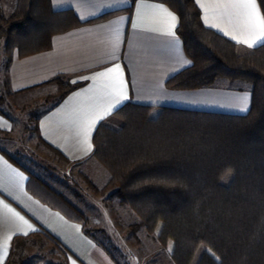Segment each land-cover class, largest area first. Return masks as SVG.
<instances>
[{"label": "trees", "instance_id": "trees-1", "mask_svg": "<svg viewBox=\"0 0 264 264\" xmlns=\"http://www.w3.org/2000/svg\"><path fill=\"white\" fill-rule=\"evenodd\" d=\"M155 1L179 16L177 32L192 60L190 67L167 80L166 87L187 90L220 79L243 80L251 86V108L238 115L162 107L153 116V106L130 102L112 115L121 126L100 123L93 138L94 156L108 169L115 193L140 224L153 234L161 223L157 239L164 248L174 242V264H192L202 245L206 249L197 264H264V43L246 48L207 28L196 0ZM258 1L264 13V0ZM88 22L72 9L54 10L51 0H17L11 14L0 6L7 71L16 50L20 57L47 51L56 34ZM48 83L57 86L53 104L82 85L63 76ZM6 84L9 88V76ZM44 111L36 118L38 137L68 161L40 134ZM0 114L8 117L1 107ZM0 151L26 170L6 150ZM29 182L39 199L86 225L84 212L68 199L32 174ZM20 245L16 238L5 264H26L29 257L21 256Z\"/></svg>", "mask_w": 264, "mask_h": 264}, {"label": "crops", "instance_id": "crops-1", "mask_svg": "<svg viewBox=\"0 0 264 264\" xmlns=\"http://www.w3.org/2000/svg\"><path fill=\"white\" fill-rule=\"evenodd\" d=\"M51 1L54 10L72 9L81 21H95L56 34L47 51L20 57L16 50L8 70L9 89L12 92L36 89L60 76L71 83H82L63 100L48 106L39 119L43 140L59 150L68 162H89L94 154V134L100 123L114 119L113 113L130 102L153 106L154 111L173 107L238 115L249 112L252 91L247 84L234 85L225 79L198 89L166 87L169 78L192 65L177 32L179 16L168 5L155 0H136L135 3L132 0ZM157 6L177 16L175 37L162 34L167 20ZM198 6L207 28L246 48L264 43L248 47L238 42L243 37L235 28L236 17L221 16L215 0H200ZM113 12L105 19L96 20ZM233 36L236 39H232ZM115 65H120L128 99L94 127L87 128L90 109L111 102L104 82L95 79V74ZM245 96L248 108L242 111L241 98ZM12 129L11 119L0 114V141H5V134ZM0 149L4 150L2 144ZM29 181V173L0 151V256H3V264L10 257L16 238L23 249L28 242L37 240L49 242L54 251H58L55 246L61 248L66 254L64 264H118L101 243L85 233L81 224L34 195L29 190ZM13 213H18L27 224ZM23 232L28 234L23 235ZM8 236L12 239L4 255L2 245ZM50 238L58 245H53Z\"/></svg>", "mask_w": 264, "mask_h": 264}, {"label": "rangeland", "instance_id": "rangeland-1", "mask_svg": "<svg viewBox=\"0 0 264 264\" xmlns=\"http://www.w3.org/2000/svg\"><path fill=\"white\" fill-rule=\"evenodd\" d=\"M16 4L17 0H0V6L6 14H11ZM7 78L4 44L0 40V96L3 98L0 107L13 123L12 131L5 134V141H0L4 150L28 170L29 175L40 178L82 210L87 217L86 225L71 220L81 224L85 233L86 229L89 230L90 234H86L101 243L118 264H174L171 259L174 242L169 241L164 248L157 239L161 223L153 234L140 224L134 211L115 193L117 186L112 182L110 172L94 154L89 162L73 164L40 141L35 130L36 118L48 103H53L56 84L47 83L17 93L8 88ZM227 81L234 85H249L243 80ZM158 113L152 112L153 116ZM109 124L119 127L122 121L114 117ZM34 187L38 188L36 184ZM51 247L45 240L30 241L20 254L29 257L24 258L26 264H64L62 254ZM205 249L204 245L200 246L192 264H197Z\"/></svg>", "mask_w": 264, "mask_h": 264}, {"label": "snow or ice", "instance_id": "snow-or-ice-1", "mask_svg": "<svg viewBox=\"0 0 264 264\" xmlns=\"http://www.w3.org/2000/svg\"><path fill=\"white\" fill-rule=\"evenodd\" d=\"M200 3V0H197ZM216 9L221 16L227 15L230 19L232 16L236 17L237 23L235 25L236 30L243 39L238 42L246 44L248 47H253L257 43L264 42V13H262L261 6L258 0H215ZM159 11L164 13L167 20V28L162 33L164 35L175 37V28L178 24L177 16L171 11L163 8V6H157ZM231 10V11H230ZM135 26V25H134ZM211 27H217L216 25H210ZM223 31V29H218ZM227 35V33H225ZM118 39V37H117ZM232 39H236L235 36ZM187 64H191V61H186ZM95 79L102 80L104 82L103 87L106 90V95L110 98V103L107 106L94 105L88 114L87 128H92L95 124L103 119L105 116L110 115L112 111L119 106L128 97L125 94L124 80L121 74L120 65L107 68L105 71H101L95 74ZM75 83V81H73ZM242 111H247L248 99L247 97L241 98ZM87 136V129L85 130ZM89 150L91 145L89 144ZM11 212L12 209H9ZM18 219L23 221V217H19L18 213H13ZM27 224L26 221H23ZM31 227V226H29ZM34 230V229H33ZM23 235H27V232H23ZM12 236H8L2 245L3 254L7 255V248ZM171 245L169 251H171ZM0 264H3V256H0Z\"/></svg>", "mask_w": 264, "mask_h": 264}]
</instances>
